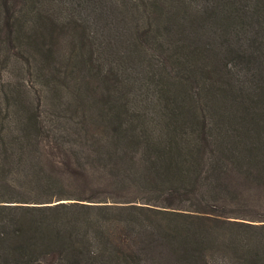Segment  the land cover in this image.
<instances>
[{
    "label": "trees",
    "instance_id": "16d2710c",
    "mask_svg": "<svg viewBox=\"0 0 264 264\" xmlns=\"http://www.w3.org/2000/svg\"><path fill=\"white\" fill-rule=\"evenodd\" d=\"M0 64V264H264V0H0Z\"/></svg>",
    "mask_w": 264,
    "mask_h": 264
},
{
    "label": "rangeland",
    "instance_id": "374dc122",
    "mask_svg": "<svg viewBox=\"0 0 264 264\" xmlns=\"http://www.w3.org/2000/svg\"><path fill=\"white\" fill-rule=\"evenodd\" d=\"M67 1L70 3L71 0H67ZM77 10H78V7H77ZM80 11L81 12L87 11V9L85 7H82ZM58 16H61V14H59ZM0 70H1L0 71V78L4 77L3 79H7V74L11 73V71H8V69L6 67L2 66V64H0Z\"/></svg>",
    "mask_w": 264,
    "mask_h": 264
}]
</instances>
